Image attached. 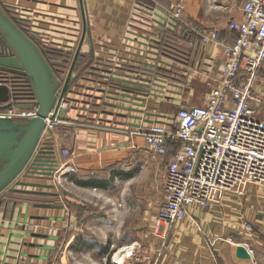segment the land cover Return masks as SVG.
Here are the masks:
<instances>
[{
	"label": "crops",
	"instance_id": "crops-1",
	"mask_svg": "<svg viewBox=\"0 0 264 264\" xmlns=\"http://www.w3.org/2000/svg\"><path fill=\"white\" fill-rule=\"evenodd\" d=\"M242 1L83 0L87 34L81 55L89 63L88 73L77 77L74 72V81L67 93L69 104L59 112L60 124L47 140L40 142L43 145L49 141L56 150L59 177L54 178L56 188L53 191L58 192L59 197L32 196L37 202L11 199L8 206L3 205L0 210V243L8 241L7 235L25 234L19 262L6 259L4 264H82L80 257H74L75 251H80L89 260L83 264H108V247L93 241L96 239L94 236L104 238L105 233L106 238L115 229L113 224L120 232L129 214H137V226L141 228L144 223L149 226L150 234H154L153 249H150L154 264H243L240 262L251 261L254 250L246 246L252 257H237L236 244L234 247L229 245L233 237L225 234L231 228L242 227V219L249 213L239 209L243 201L250 202V211L264 207V185H249L247 197L241 195L240 190L235 194L225 192L209 208L192 209L184 222L168 232L162 229L158 235L154 230L162 201L163 179L177 146L169 144L165 156L155 155L148 150L144 135L133 133L146 126L173 130L172 118L178 111L185 106L205 105L223 75L226 54L218 43L200 42L199 35L190 31L191 34L184 35V31L175 26L171 29L168 21L166 26L169 30L164 41L189 52L190 58L183 61L161 56L169 65L150 68V73L143 70L144 63L151 61L145 59L147 52L138 50L142 46L139 42L150 44L147 38H155V27L163 23L161 17L164 11L173 4L181 3L185 21L201 31L216 30L220 41L232 43L236 33L230 30L229 23L243 18ZM0 3L10 8L13 16L26 17L25 26L35 31L36 37L43 39L51 48L73 55L83 31L80 0H0ZM156 65L162 64L157 62ZM107 66L113 71L123 70L125 74L129 73L127 67L131 66L132 74L140 79L154 83L157 78L161 79L163 86L154 92L155 96H149L152 100L145 108L155 116L121 109V106L134 107L110 98L113 82L102 77V69ZM154 69L158 71L153 73ZM253 88L256 95L264 96V66ZM261 113L264 119V111ZM133 115L143 116L144 121ZM28 167L17 181L25 180ZM32 180L49 182L44 176ZM134 182H138V189L151 193V197H139L133 204H126V184ZM12 187H15V182L0 194V199L10 195ZM158 189L161 197L157 196V200L152 192ZM75 190L84 195L85 203L75 199ZM11 196L21 198L24 195ZM253 197L258 199L253 201ZM45 200L52 201L54 206L39 207V201ZM16 202H21L22 208L19 203L15 206ZM96 204L105 209L101 211L104 214L102 221L93 215L94 210L98 214ZM227 208L234 210L230 212L235 215L227 218ZM259 213L264 217V211ZM12 239L18 240L15 237ZM0 245V250H4ZM93 252H98L100 259L92 258ZM10 255L17 256L16 253Z\"/></svg>",
	"mask_w": 264,
	"mask_h": 264
},
{
	"label": "built area",
	"instance_id": "built-area-1",
	"mask_svg": "<svg viewBox=\"0 0 264 264\" xmlns=\"http://www.w3.org/2000/svg\"><path fill=\"white\" fill-rule=\"evenodd\" d=\"M241 9L243 18L229 23L230 30L236 33L232 43L220 41L216 30L201 31L185 21L181 3L164 11L171 29L175 26L197 33L205 44L218 43L226 61L222 78L208 102L182 107L172 118L173 130L146 126L133 131L144 135L148 150L155 155L165 156L169 144L177 146L163 179L164 196L154 230L157 234L184 222L192 209L209 208L225 192L238 191L250 183L264 185V96L256 95L253 88L264 66V0H243ZM35 41L49 46L39 37ZM4 84L12 89V81L2 77L0 85ZM29 99L30 102L17 103L11 97L0 104V117L20 122L36 117L35 94ZM66 99L63 109L69 104ZM45 121L41 140L61 120L50 113ZM246 230L252 227L247 225Z\"/></svg>",
	"mask_w": 264,
	"mask_h": 264
},
{
	"label": "water",
	"instance_id": "water-1",
	"mask_svg": "<svg viewBox=\"0 0 264 264\" xmlns=\"http://www.w3.org/2000/svg\"><path fill=\"white\" fill-rule=\"evenodd\" d=\"M80 4L83 14V31L64 79L57 77L55 71L46 61L41 49L35 42V34L27 35L19 27V25H26V17H18V15H15L10 18L0 8V34L16 53L14 57L0 58V67L13 73L24 72L27 77L33 80L36 98L35 104L38 107L37 116L25 122L0 117V194L15 182V187L9 189V194L24 195V198H17L10 194L6 197L8 201L1 198L0 210L3 205L6 204L8 206V202L11 199H16V201L21 202L26 200L37 202V199H32V196L59 197L58 192L53 191L56 188L54 178L59 177L56 150L53 143L45 142L43 145H40V142L46 128L45 119L50 113L52 114V118L57 117L62 102L67 100L69 86L75 76L73 75L75 67L81 56V49L87 34V21L83 0H80ZM163 14V17H161L163 23L155 27L157 30L154 36L155 38H147L150 44L139 42L140 45L149 47V49H145L142 46L138 47L140 52L141 50L147 52L148 56L145 59L151 61L150 63H144L145 68L143 70L149 73L152 72L150 68L156 66L158 68H164L165 65H169L161 59V56L171 58L168 55V49L172 45L164 41L165 34L169 30L166 26L168 18L165 13ZM190 56L191 54L188 52V58ZM157 62L162 64L161 66L163 67L156 65ZM127 68L128 74H125L123 70L120 72L113 71L109 66L102 69V77L111 79L113 82V91H109L110 98L123 104L133 105L134 107L130 109L127 106H121V109L127 111L134 110L142 115L155 116L154 113L145 111V108L148 106L147 103H150L152 100L149 99V96H155L154 92L163 86L160 84L161 79L157 78L158 81L155 83L153 81L143 80L132 74L133 70H131V66ZM157 71V69H154L153 73ZM15 92L16 86L13 83L12 89L6 84L0 85V103L9 101L11 97L15 98ZM133 117L144 121L143 116L133 115ZM145 121L153 122L152 120ZM135 125L140 126V124ZM28 165L29 167L24 176L25 180L17 181L19 175ZM39 176L47 177L49 182L32 180V178L36 179ZM21 202H16L15 206L19 203L22 208L23 204ZM38 204L39 207L54 206L52 201L47 200L39 201ZM7 206H5L6 211L8 210ZM23 226L22 230L24 231L26 224ZM24 235H7L8 241L6 243H0L4 247V250H0V256L2 257L0 262L4 264L6 259H14L19 262L22 256L21 250L25 244L23 243ZM13 237L18 240H13ZM19 239L22 241H19ZM10 253H16L17 256H12ZM236 255L242 259L251 258L249 251L242 246L237 247Z\"/></svg>",
	"mask_w": 264,
	"mask_h": 264
},
{
	"label": "rangeland",
	"instance_id": "rangeland-1",
	"mask_svg": "<svg viewBox=\"0 0 264 264\" xmlns=\"http://www.w3.org/2000/svg\"><path fill=\"white\" fill-rule=\"evenodd\" d=\"M72 81H74L72 79ZM51 132L47 131L45 133V136L43 137V139H48V135H50ZM49 142V141H47ZM247 184V186H245L244 188H240V192L241 195H245L247 197V195L250 193L249 191V187L254 185ZM130 184H126L127 189H126V204H133L134 202H136L138 200L139 197H143V196H147V197H151V193L149 192H145L142 189H138V182H134L132 183L130 186ZM251 185V186H249ZM254 189V188H253ZM256 189V188H255ZM238 190V191H239ZM256 191V190H255ZM237 193L236 191H230L229 194H235ZM254 194H259L261 195L262 193L260 192H253ZM154 198H156L157 196L161 197V192L160 189H158V191L156 192H152ZM75 199L85 203L86 201L83 200L84 195H81L79 192H77L75 190L74 195ZM163 196H164V192H162V200H163ZM156 198L157 200L159 198ZM254 200L256 201L258 198L257 197H253ZM155 199V200H156ZM259 200H261L259 198ZM100 202L102 200H99ZM96 203L98 201H95ZM151 202H154L153 199H151ZM162 202V201H161ZM107 204L109 203V201L106 202ZM89 205H91V203H89ZM97 205V204H96ZM95 205V207H96ZM264 205V204H262ZM251 204L250 202L246 203L243 201V204L238 206L239 209L244 212V211H248V215L245 217V219H242V227H235L231 228L230 232L226 233L225 235L227 236H231L233 237L232 241H230L231 243L229 245H231L232 247H234L233 245L236 244H240L243 245L242 247H245L247 249V247L251 248V250L255 252V254L253 255V257L251 258V261L247 260V261H243L240 263H247V264H264V222L263 220V215L262 213L259 212H263L264 211V207H259V209L257 208H253V211L251 210ZM98 209V214L96 212V210H94V216L99 220L102 221L101 217L104 215L102 214V210H105L101 207V205H97L96 207ZM82 210H84L81 207ZM207 209V208H206ZM230 211H234L230 208ZM229 209H226L227 212V218L229 216H234L235 214L233 212H230ZM83 212V211H81ZM254 212V213H253ZM224 214V213H223ZM136 215V216H135ZM107 218V217H106ZM137 214H129L126 216L125 218V223L122 229H120V232L117 230L118 228L116 224H113V226L115 227V229H113L109 234H107L106 238H105V233H103L104 238H99L101 236H94L93 241L95 242H102L104 245H106V247H108L107 252H108V256H109V260L111 264H117V259L116 257L118 256V253L120 252V250H125L127 249L128 252L126 251V254L123 255V264H154L153 263V256L151 254V250L152 248V237L154 236L153 233L150 234V229L148 225H145L143 223V226L140 228L137 226V223L135 222L137 219ZM107 219H105L106 221ZM110 223H112V221H109ZM135 222V223H134ZM111 225V224H109ZM108 225V227H110ZM250 225L252 227L251 231H247L246 230V226ZM118 231V232H117ZM166 232H168L169 230L165 229ZM161 232H159L158 235H160ZM227 236H224V238H227ZM63 239V238H62ZM223 239V238H222ZM153 244V243H152ZM159 244V243H158ZM156 246V245H154ZM247 246V247H246ZM248 250V249H247ZM249 251V250H248ZM117 253V254H116ZM125 253V252H124ZM250 253V252H249ZM83 253H81L80 251H75L74 253V257H80V262L83 263H87L89 262V260H87L83 255ZM116 254V255H115ZM123 254V253H122ZM155 254V253H154ZM251 254V253H250ZM252 255V254H251ZM99 253L98 252H93L92 258H99ZM88 257V256H86ZM74 261V259H73ZM219 264H224L223 262H219Z\"/></svg>",
	"mask_w": 264,
	"mask_h": 264
},
{
	"label": "trees",
	"instance_id": "trees-1",
	"mask_svg": "<svg viewBox=\"0 0 264 264\" xmlns=\"http://www.w3.org/2000/svg\"><path fill=\"white\" fill-rule=\"evenodd\" d=\"M0 8L1 10L4 11V13L9 16L10 18L13 17L12 12L10 11V8L8 9V7L4 6L3 4L0 3ZM19 27L27 34V35H31V32H29V30L27 29V27L25 25H19ZM189 35L191 33H189L188 31H184V35ZM0 40L4 43V37L0 34ZM170 48L168 55L171 56V58L173 57L174 59L177 60H185L187 61L188 58V52L176 47V46H169ZM46 61L49 63V65L51 66V68L55 71L57 77L64 79V77L66 76L69 66L71 64L72 61V57L73 55L70 52H66L63 50H59V49H54L51 47H40ZM84 60V56H80L77 62V65L75 67V73L77 77H81L84 76V74L87 72V67L89 66V63H87ZM162 72V71H161ZM88 73V72H87ZM162 75H164V73H161ZM243 76V73L240 72V77ZM2 104V103H0ZM80 184H82V182L79 180L78 181ZM108 264L110 263V260H108Z\"/></svg>",
	"mask_w": 264,
	"mask_h": 264
},
{
	"label": "flooded vegetation",
	"instance_id": "flooded-vegetation-1",
	"mask_svg": "<svg viewBox=\"0 0 264 264\" xmlns=\"http://www.w3.org/2000/svg\"><path fill=\"white\" fill-rule=\"evenodd\" d=\"M5 40V39H4ZM37 45L40 47H45L39 44L37 41H35ZM172 45V44H171ZM50 47V46H47ZM0 58H6V57H14L16 56L15 51L11 46L7 44L5 41L4 43L0 40ZM4 77L5 80L11 82L16 86V94L14 101L17 103L21 102H30V97L34 94V83L33 80L25 75L24 72L20 73H13L8 70H4L0 67V78ZM16 78V79H14ZM18 78V79H17ZM32 91V92H31ZM33 93V94H32ZM7 195H5L2 199L7 200Z\"/></svg>",
	"mask_w": 264,
	"mask_h": 264
},
{
	"label": "bare ground",
	"instance_id": "bare-ground-1",
	"mask_svg": "<svg viewBox=\"0 0 264 264\" xmlns=\"http://www.w3.org/2000/svg\"><path fill=\"white\" fill-rule=\"evenodd\" d=\"M237 246L239 247V246H243V245H240V244H237ZM126 251L128 252V250L127 249H125V250H120V252L118 253V256L116 257V259H117V264H123V255H125L126 254ZM125 252V253H124ZM123 253V254H122Z\"/></svg>",
	"mask_w": 264,
	"mask_h": 264
}]
</instances>
